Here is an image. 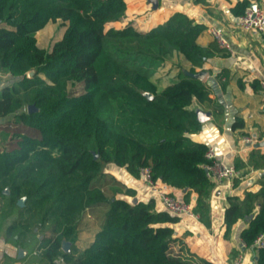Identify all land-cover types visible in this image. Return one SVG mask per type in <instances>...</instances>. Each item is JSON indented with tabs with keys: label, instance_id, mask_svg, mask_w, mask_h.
<instances>
[{
	"label": "trees",
	"instance_id": "trees-1",
	"mask_svg": "<svg viewBox=\"0 0 264 264\" xmlns=\"http://www.w3.org/2000/svg\"><path fill=\"white\" fill-rule=\"evenodd\" d=\"M246 8L243 2L234 14ZM125 15L124 0H0V73L10 79L0 88V200L12 207L24 200L7 234L47 264H212L174 238L177 218L155 211L154 199L129 204L106 190L104 169L113 164L137 176L150 168L153 181L186 190L180 200L195 194L193 210L208 225L207 146L188 135L201 129L198 107L213 104L189 74L219 48L198 44L203 26L186 14L148 31L116 29ZM58 21L61 38L38 47L35 33ZM174 55L188 72L157 92L150 76ZM250 159L264 166V155ZM99 211L92 242L78 251L85 216ZM245 218L240 238L249 247L264 233V177L258 192L228 198L226 231ZM255 253V264H264V248Z\"/></svg>",
	"mask_w": 264,
	"mask_h": 264
},
{
	"label": "crops",
	"instance_id": "crops-1",
	"mask_svg": "<svg viewBox=\"0 0 264 264\" xmlns=\"http://www.w3.org/2000/svg\"><path fill=\"white\" fill-rule=\"evenodd\" d=\"M124 1L126 15L113 24L116 29L131 24L139 31H148L174 13H182L203 26L197 38L200 46L215 42L210 33L212 28L220 30L229 44L230 51L221 50L217 45L219 51L195 69V73L203 74L201 81L213 105L198 107L201 129L188 137L192 142L213 148L218 159L234 166L240 176L213 185L207 199L210 206L207 226L199 219L189 224L176 222L174 238L181 241L190 254L212 264H232L239 255L243 256V264H255V249L245 247L240 238L242 230L248 226V218L239 219L226 231L222 215L229 197L243 200L247 192H258L264 177V166L255 167L260 160L250 163L254 151L258 157L264 155V93L260 89V82L264 81V35L238 30L235 23L239 16L234 14L243 2L247 7L256 4L264 8V0H156L155 4L150 0ZM188 69L189 65L174 55L157 68L150 79L160 92L174 82L181 71L188 72ZM8 83L9 77L0 73V88ZM245 138H250L251 142H245ZM104 172L105 189L111 193L118 191L117 198L129 204L154 199L155 211H158L157 199L137 176L113 164L105 166ZM166 189L178 198L183 195L170 186L166 185ZM195 198L192 194L189 202L192 206ZM5 201L0 200V264H47L35 248L15 244L8 236L7 228L19 215L20 206L12 207ZM93 236L86 240L79 232L75 248L82 251ZM173 247L178 249L176 244ZM55 264L65 263L58 258Z\"/></svg>",
	"mask_w": 264,
	"mask_h": 264
},
{
	"label": "built area",
	"instance_id": "built-area-1",
	"mask_svg": "<svg viewBox=\"0 0 264 264\" xmlns=\"http://www.w3.org/2000/svg\"><path fill=\"white\" fill-rule=\"evenodd\" d=\"M235 27L243 32H257L264 35V8L258 7L256 4L248 6L244 13L237 18ZM210 33L221 50L230 51L229 44L220 30L212 28ZM260 89L264 93V81L260 82ZM244 141L250 143L251 139L245 138ZM204 158L206 162L202 168L207 179L213 185L240 176V172L234 166L225 165L218 159L213 148H207ZM137 178L157 199L158 211L166 212L170 216L177 218L178 223L189 224L199 219L190 203H186L172 195L167 191L166 185L160 181L152 180L150 168H139ZM250 247L253 249L264 248V233L258 235ZM232 264H243V256L239 255L236 257Z\"/></svg>",
	"mask_w": 264,
	"mask_h": 264
},
{
	"label": "rangeland",
	"instance_id": "rangeland-1",
	"mask_svg": "<svg viewBox=\"0 0 264 264\" xmlns=\"http://www.w3.org/2000/svg\"><path fill=\"white\" fill-rule=\"evenodd\" d=\"M65 29V24L58 21L56 23H47L41 30L35 33L36 44L40 48L50 49L54 42L58 41ZM5 121L0 119V125H3ZM5 202H8L7 199ZM101 212L90 214L85 216V219L80 230L81 235L86 236V240H89L96 231L100 222ZM84 233V234H82Z\"/></svg>",
	"mask_w": 264,
	"mask_h": 264
},
{
	"label": "water",
	"instance_id": "water-1",
	"mask_svg": "<svg viewBox=\"0 0 264 264\" xmlns=\"http://www.w3.org/2000/svg\"><path fill=\"white\" fill-rule=\"evenodd\" d=\"M150 1H151L153 4L156 3V0H150ZM33 74H34L33 71L29 72L28 77L33 76ZM189 75L192 76V77H195V78H197V79H199V80H201V79H202V76H203L202 73H195V74H189ZM145 95H146L147 98L151 99V95H149V94H145ZM27 109H28V112H29V113L32 112V111L34 110L33 106H28ZM94 158L97 159V158H98V155L95 154ZM185 191H186V190H183V192H185ZM4 193H6V192H4ZM23 203H24V200L21 199V200L18 201V204H17V205L21 207V206H23ZM61 249H62L64 252H69V245L66 244V243H63L62 246H61Z\"/></svg>",
	"mask_w": 264,
	"mask_h": 264
}]
</instances>
